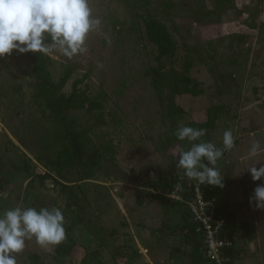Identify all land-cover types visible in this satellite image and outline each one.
<instances>
[{
	"label": "rangeland",
	"instance_id": "374dc122",
	"mask_svg": "<svg viewBox=\"0 0 264 264\" xmlns=\"http://www.w3.org/2000/svg\"><path fill=\"white\" fill-rule=\"evenodd\" d=\"M145 1L90 0L101 26L89 34L88 52L43 53L54 83L70 71L58 95L76 90L77 105L61 116L39 96L28 52L0 58V213L60 207L65 216L66 239L27 241L18 264H33L32 255L42 264H193L186 206L155 193L158 182L187 178L177 160L190 144L175 135L185 125L206 129L201 139L218 147L233 131L235 147L218 161L223 187L205 190L230 218L233 238H264V209L249 202L264 178L254 182L246 170L264 159L248 157L254 140L264 144V0ZM148 13L169 27L174 57L156 59L143 34ZM188 58L198 95L181 83L173 92ZM66 149L71 162L54 167ZM241 241L228 263L264 264L258 243L248 253Z\"/></svg>",
	"mask_w": 264,
	"mask_h": 264
},
{
	"label": "clouds",
	"instance_id": "9594fccd",
	"mask_svg": "<svg viewBox=\"0 0 264 264\" xmlns=\"http://www.w3.org/2000/svg\"><path fill=\"white\" fill-rule=\"evenodd\" d=\"M101 20L93 15L90 0H0V58L19 53H49L58 50L69 59L88 52L89 34L100 31ZM108 43L111 39L105 35ZM98 63V67H100ZM206 129L180 126L175 135L190 147L178 153L177 167L201 185L223 187L218 161L235 147L232 130H225L222 147L204 141ZM196 141H199L198 143ZM249 158L264 157V144L254 140ZM264 159L249 166L251 179L264 178ZM260 164L259 167L256 165ZM179 187V186H178ZM264 209V183H259L249 198ZM35 239L41 247L55 246L66 239L65 216L60 207H15L0 213V264H18L17 254L26 242Z\"/></svg>",
	"mask_w": 264,
	"mask_h": 264
},
{
	"label": "trees",
	"instance_id": "16d2710c",
	"mask_svg": "<svg viewBox=\"0 0 264 264\" xmlns=\"http://www.w3.org/2000/svg\"><path fill=\"white\" fill-rule=\"evenodd\" d=\"M150 0H146L143 5L148 6ZM165 3V9H169L172 7L173 3L163 1ZM143 24H144V37L148 39L157 49L156 59L159 62H162L166 58H172L177 53V42L173 38L169 27L161 20H159L156 16L148 13L145 17H143ZM27 56L31 60L34 66V71L36 77L38 79V83L36 85L37 89L39 90V96L45 101L49 110L56 116H61L66 110L71 109L77 105V95L76 90L74 89L73 94L70 97H65L63 95H58V91L62 89L66 81L70 77V71L66 70L63 74V77L60 79L59 83H54L50 78V73L47 70V64L50 61L48 56H45L43 53L38 52H28ZM192 67V62L190 58H188L185 62L183 72H176V85L173 87V92L178 93L179 88L178 85L185 84L186 87L184 91L186 93H191L193 95H198L200 91L198 90L197 86L193 83L191 76L189 75V71ZM220 110V106L215 108L216 113ZM215 113V115H216ZM213 124V120L210 119L207 121V125L211 126ZM72 145L75 149L74 157H82V150L79 147L78 139L76 137L73 138ZM68 150H64L59 152V156L53 162L54 167H60L62 163H70L71 157L68 156ZM189 178H186L183 182L184 188L186 189L188 185ZM158 188L160 190H170L174 187L175 183L173 184H162L158 182ZM153 185L156 186V183L153 182ZM207 197H211V195L207 194ZM163 197V196H162ZM164 200H167L163 197ZM168 201V200H167ZM179 203V202H178ZM182 204V203H181ZM219 212L224 214L222 211ZM188 217L185 226L189 232V239L192 242V251L190 253L191 261L193 264H199L201 261H206L204 256V248L201 237L199 236L198 232L195 229L194 224L189 219L190 215L187 211ZM227 229H230V225L227 224ZM233 249L234 247L227 250V254L230 257H233ZM36 255L31 256V261L33 264H42L36 261ZM228 263V262H226ZM230 264V263H228Z\"/></svg>",
	"mask_w": 264,
	"mask_h": 264
},
{
	"label": "built area",
	"instance_id": "2783aa9c",
	"mask_svg": "<svg viewBox=\"0 0 264 264\" xmlns=\"http://www.w3.org/2000/svg\"><path fill=\"white\" fill-rule=\"evenodd\" d=\"M188 181L186 189L181 181L170 190L155 193L161 194L168 201L186 206L190 220L201 237L206 261L225 264L230 261L226 252L234 246L233 238L227 233L228 218L219 212L216 198L206 196L205 185L191 179Z\"/></svg>",
	"mask_w": 264,
	"mask_h": 264
},
{
	"label": "crops",
	"instance_id": "0c3cea01",
	"mask_svg": "<svg viewBox=\"0 0 264 264\" xmlns=\"http://www.w3.org/2000/svg\"><path fill=\"white\" fill-rule=\"evenodd\" d=\"M219 209H220V211H223L222 209H221V207L219 206ZM224 213V215L225 216H227V218H228V215H227V213H225V212H223ZM228 221H227V224H229V225H231V221H230V218H228L227 219ZM227 233L233 238L234 237V233H232V230H230V229H228V231H227ZM242 239H245L246 240V243L244 242L242 245L245 247V251H247L248 250V253H251V251H253V250H251V246L253 245V246H255V243H258V245H259V247H260V249H262L261 251H263L264 252V238H261V236H259V237H257V238H233V241H234V249H233V255H234V253H235V249H236V246L239 244V243H241L242 241ZM246 244H247V246H246ZM256 247V246H255ZM260 251V252H261ZM259 263L261 262H263L264 263V255H263V253H261L260 254V256H259Z\"/></svg>",
	"mask_w": 264,
	"mask_h": 264
}]
</instances>
